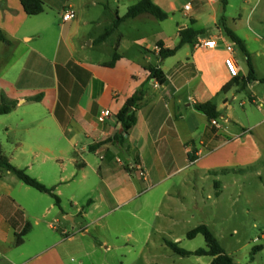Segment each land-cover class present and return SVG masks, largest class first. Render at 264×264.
<instances>
[{
	"label": "crops",
	"instance_id": "1",
	"mask_svg": "<svg viewBox=\"0 0 264 264\" xmlns=\"http://www.w3.org/2000/svg\"><path fill=\"white\" fill-rule=\"evenodd\" d=\"M112 1L115 7L108 6L96 18L77 14L74 21L64 23L61 8L56 9L58 16L44 19L40 17L45 13L27 15L21 0H0V34L6 39L0 40V102L2 97L16 102L11 113L0 114V150L12 165L54 188L61 199L58 207L50 195L0 168V264H68L64 246L74 238L65 240L66 231L58 232L57 227L65 219L76 222L87 203L93 207L108 199L126 201L134 191L129 180L133 174L143 181L156 174L169 177L187 167L171 174L166 169L182 155L188 159L194 153L196 161L188 162L196 166L230 146H234L233 165L227 172L243 171L246 166L256 169L264 157V144L255 137L229 142L220 126L222 112L230 108L229 97L236 100L245 88L252 90L251 99L257 97L252 84L223 92L234 80L224 65L227 57L236 60L240 79H246L249 71L240 64L239 46L226 36L221 18L251 54L249 40L264 42V0H229L225 12L218 0H153L169 15L162 24L142 15L122 22L107 36L116 19L133 6L126 3L133 0ZM231 9H236V19L228 17ZM103 16L111 19L102 31ZM60 18L63 24L58 23ZM165 22L171 23L170 30ZM245 26L247 31L241 34L239 29ZM188 28L204 33L173 57L161 60L159 44L177 47L181 31ZM200 40H216L217 46L198 48ZM228 45H233L232 53ZM95 54L109 59H96ZM112 62L114 66H109ZM151 67L165 73L164 85L149 80L146 69ZM143 85L149 88L145 104L137 112L136 125L124 133L118 113ZM208 102L221 113L217 125L196 109ZM106 110L111 116L104 118ZM204 149L209 150L205 155ZM121 155H126V163ZM94 158L100 161L96 167ZM222 162L204 170L215 171L225 166ZM88 170L95 181L89 179ZM256 170L260 174V168ZM124 177L128 179L120 181ZM89 192L97 194V201ZM164 194L170 196L171 191ZM236 200L230 197L232 203ZM67 205L77 212H66ZM28 226L24 243L15 246Z\"/></svg>",
	"mask_w": 264,
	"mask_h": 264
},
{
	"label": "rangeland",
	"instance_id": "2",
	"mask_svg": "<svg viewBox=\"0 0 264 264\" xmlns=\"http://www.w3.org/2000/svg\"><path fill=\"white\" fill-rule=\"evenodd\" d=\"M138 2L126 3L135 5ZM44 4L45 14L40 17L44 19L54 18L57 8L65 11L71 5L76 15L87 13L86 17L91 18H96L95 15L108 6L115 7L112 0L90 4L84 0H54ZM235 15L236 9L229 10L228 17L236 19ZM101 19L103 31L111 18L103 16ZM58 23L63 24L61 18ZM164 24L167 30L171 29L170 22ZM244 30L247 31L246 26L239 29L241 34ZM248 43L251 62L256 77H259V83L251 84L255 96L262 98L264 42L249 40ZM236 49L240 64L248 72L244 52L240 47ZM95 58L109 59L102 54H95ZM239 85L243 87L242 83ZM252 94L250 88H245L237 93L236 100L231 101L229 97L230 108L228 112H222L224 119L220 120L226 141L242 143L255 137L261 145L264 144V111L251 103ZM229 117L232 120L226 122ZM233 148L227 147L196 166L188 162L187 155H182L180 160L169 162L166 169L171 174L183 165L187 167L169 177L168 173L166 176L156 174L143 181L133 174L129 180L134 191L126 201L108 199L106 203L97 202L93 207L85 204L80 210L83 214L77 216L76 222L65 219L57 227L58 232L60 229L66 231L65 240L74 238L64 246L68 264H211V257H181L171 247V244H178L179 248L191 252L205 249L206 241L202 235L188 238V234L201 225L212 231L225 252L237 263L264 264V157L257 165L260 174L255 173L258 168L248 166L243 171L227 172L233 165ZM208 152L204 149V155ZM119 158L126 163V155ZM223 159L227 161L223 163ZM99 162V158L92 160L95 167ZM221 162L225 166H218L210 173L204 170L208 165ZM87 175L92 182L96 180L92 170H88ZM124 179L128 177L120 181ZM167 190L171 191L170 196L164 194ZM87 194L92 198L97 195ZM230 197L237 199L236 203H232ZM65 211L76 213L77 209L67 205Z\"/></svg>",
	"mask_w": 264,
	"mask_h": 264
},
{
	"label": "trees",
	"instance_id": "3",
	"mask_svg": "<svg viewBox=\"0 0 264 264\" xmlns=\"http://www.w3.org/2000/svg\"><path fill=\"white\" fill-rule=\"evenodd\" d=\"M223 8V12L226 11L229 0H218ZM21 4L23 9L25 10L26 14L29 16H38L45 13V4L42 0H21ZM142 15H149L154 17L159 21H165L169 18V15L164 12L160 7H158L153 0H140L137 4L131 6L128 9L127 14L122 18H117L115 23L109 30L107 31V36H110L114 33L118 26L127 20L137 18ZM221 26L226 34L234 43H236L244 52L248 68L249 74L246 79H240L239 77L234 78V80L227 84L223 88V92H228L233 86L239 85L240 83L243 84V87L248 86L253 82L259 81L256 77L255 69L251 62L250 54L246 48L244 41L233 31L231 30L227 24L226 19L224 16L221 18ZM204 32L194 31L192 28H188L186 30L181 31V40L177 47L173 49H166L163 48V45L160 43L159 46L161 47L160 50V59L165 60L167 58L173 57L184 45L188 43H192L199 35L203 34ZM0 40L5 41L6 39L2 34H0ZM118 45L115 46L114 57L115 60L119 57L117 54ZM114 62L110 63L109 66H114ZM149 73V80L154 79L159 85H164L167 81L165 73L158 67H151L146 69ZM264 83V80H262ZM148 87L143 85L131 98H129L118 113V120L123 126V132L127 133L136 125L137 123V112L144 106L146 101V94L148 92ZM16 107V102L8 101L6 98L2 97L0 102V114H9L11 113ZM196 109L203 113L210 122L217 121L221 117V113L217 110L216 105L213 102H208L205 104H199L196 106ZM188 159L190 162H195L197 156L192 153L188 155ZM0 168L6 169L13 173L20 181H22L25 185L47 195H50L56 202L58 207H61V199L56 194L54 188H49L43 183H41L36 178L29 175L25 170L19 169L12 165L8 158L3 154L0 150ZM30 227L28 226L21 234L17 236L15 241V246H21L24 243V237L29 232ZM198 235H202L206 241V248L198 249L194 252L186 251L184 249L179 248L178 244H171L172 249L175 253L180 255L181 257H211L212 263L211 264H239L237 263L231 256H229L225 250L220 245L218 239L212 233V231L206 226L201 225L194 230H192L188 234L189 239H194ZM261 247L257 248L259 251Z\"/></svg>",
	"mask_w": 264,
	"mask_h": 264
},
{
	"label": "built area",
	"instance_id": "4",
	"mask_svg": "<svg viewBox=\"0 0 264 264\" xmlns=\"http://www.w3.org/2000/svg\"><path fill=\"white\" fill-rule=\"evenodd\" d=\"M186 9H189V6H186ZM76 17H77V15H76L75 10L73 8L69 7L62 14V21L64 23L71 22V21H74L76 19ZM216 46H217L216 40H200L197 43L198 48L213 49ZM227 50L232 53L233 52V45H228ZM224 65H225L228 73L230 74V76L232 78L239 77L240 69L237 65L236 60L232 56H229L225 59ZM251 103L256 104L260 109H262L264 111V95L262 98L254 97L251 100ZM102 115L104 118H107V117L111 116V112L109 110H106L103 112ZM212 123H213V125H217L216 121H212ZM141 176L145 177V173L143 170H141Z\"/></svg>",
	"mask_w": 264,
	"mask_h": 264
}]
</instances>
